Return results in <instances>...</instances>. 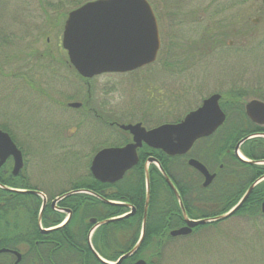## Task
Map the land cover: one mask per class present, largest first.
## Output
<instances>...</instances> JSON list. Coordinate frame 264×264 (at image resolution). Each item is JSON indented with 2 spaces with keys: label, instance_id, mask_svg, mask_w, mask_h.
Instances as JSON below:
<instances>
[{
  "label": "rangeland",
  "instance_id": "rangeland-1",
  "mask_svg": "<svg viewBox=\"0 0 264 264\" xmlns=\"http://www.w3.org/2000/svg\"><path fill=\"white\" fill-rule=\"evenodd\" d=\"M86 1L89 0H0V126L18 141L22 129L35 127L36 121L43 126L53 123L66 132L77 126L73 112L59 114L50 104H35L23 95L32 84L51 93L49 86L58 79L78 85L75 71L67 67L61 38L67 13ZM147 1L159 17L162 45L169 39L177 43L171 49V62L177 65L166 72L155 64L139 73L92 78L96 100L105 102L103 109L107 116L123 123L142 122L146 127L174 122L208 95L220 94L233 84L260 87V91L253 90L257 96L248 99L254 96L264 102V19L252 27L253 34L243 44L239 45V39L231 36L224 37L215 47L206 42L202 44V54L183 51L188 58L184 63L180 42L185 31L179 15L188 0ZM166 12L172 13L171 20L164 18ZM263 15L255 5L231 6L221 8L218 19L225 23L237 19L238 26L242 21ZM201 33L200 28H193L186 37L190 41ZM230 39L233 44L229 47ZM47 65L53 75L46 72ZM113 141L112 135L97 146L101 148ZM73 147L79 155L76 161L65 157L66 149L43 151L36 162L33 152L28 151L26 172L33 171L34 175L36 170L43 189H66L70 179L87 173L88 161L94 154L91 146L74 143ZM156 264H264V221L254 225L239 217H229L217 228L170 238L165 241Z\"/></svg>",
  "mask_w": 264,
  "mask_h": 264
},
{
  "label": "flooded vegetation",
  "instance_id": "flooded-vegetation-1",
  "mask_svg": "<svg viewBox=\"0 0 264 264\" xmlns=\"http://www.w3.org/2000/svg\"><path fill=\"white\" fill-rule=\"evenodd\" d=\"M249 5L258 6L260 11L264 14V5L262 0H188L186 1V3L184 4V8L181 11V14L179 15V22L181 23V26L185 31L184 33L185 36H183V41L180 42V46L183 45L181 54L185 56L184 63L185 60H187L188 58H186V55L183 53V51L186 54H188L190 50H194L195 53L202 54L201 52L203 51L202 44L204 43L206 44V42L213 44L215 47L218 44H221L220 42L224 40L223 39L224 37L231 36L235 39H239V41H237L239 45L243 44L246 38L250 37L253 34V31L251 30L252 27L258 26L261 23V21L264 19V15L254 17L249 21L248 20L242 21L238 26H236V24H238L236 23L238 22L237 19L236 20L230 19L227 23H225L224 21H219L218 15L220 14L221 8L224 7L249 6ZM150 6L155 15L158 36L160 40V45L157 50L154 61L152 63L146 64L130 72H124V73L113 72V73H102V74H127L133 72L139 73L140 71H144L145 69L154 66L155 64L159 65L160 69L166 72L167 70H171L175 65H177L171 62V52H172L171 49L176 47L177 45L175 44L177 43L171 42L169 39L166 45H162V41L160 37V20L158 15L155 13L153 6L151 4ZM164 18L165 19L169 18L171 20L173 18V15L172 13L166 12L164 13ZM193 28H200L202 33L196 39L191 38V40L193 39L194 41L191 40L189 41L188 40L189 37L186 36L187 33H189ZM222 30H225V33L222 32ZM263 40H264V36H263ZM232 44H233L232 39L228 40L227 45L230 47ZM212 47L213 46H211L209 49H211ZM178 64L181 65V63ZM67 65H68L67 67L71 69V71H74V68H72L69 62ZM44 68L47 73L52 75L54 74L50 66L47 65ZM75 74L77 75V78H79L77 80L78 85L77 84L73 85V83H75L73 81L69 83L64 79H58L53 81L54 83L49 86L51 93H48V91L40 88L39 86L36 87L32 84L29 85V88L26 91L24 90L25 94L23 95L26 99H30L31 100L30 102L32 101L35 102V104L39 103L40 105L42 104V106L43 104L46 103L50 104L51 108H54L59 114H64L70 111L73 112L74 116L78 121H77V126L71 128L69 132H66L65 128H59L57 126H54L53 123H52L53 126L51 125L43 126L42 123L39 124V122L36 121L35 127L22 129L23 133L21 134L20 141H18L10 133L9 130H7L3 126H0V130L8 133L11 140L20 150L23 161L22 168L15 175L12 173L13 158L11 155H7L5 159L0 163V199H3L0 200V206H4L3 229H2L3 234L0 236V264H64L65 262H67L68 258H70L69 256H61L57 254H40V253L33 254L32 247L35 251H39L38 250L39 247L47 248L51 246L70 245L69 240H65L63 238L56 239L52 235L60 230L62 231L60 233L58 232L57 234L65 235L64 230L70 226L69 221L75 214V211L70 206L66 205L64 203V200L66 198L75 195H91L93 197H96L92 195V193L97 194L102 198L101 199L99 197H96L97 199L100 200L104 199L103 200L104 202H106L105 200H108L102 196V193L93 192L90 188L87 187L88 185L92 184V181L97 182L100 187L103 185L105 186V185L118 183L119 187L123 188V191L126 196L131 198L138 197V193L135 192L133 189H128L125 191L121 180L127 174V172L130 171L138 163L140 150H142L144 146L148 148L150 147L145 145L144 143L142 144V146L137 150V156H138L137 163L132 168L127 170L123 174L121 179H119L118 181L110 183V182H101L96 180L90 172V164L96 152H98L100 149L105 147L123 146L132 141V135L128 131H124L119 127V124L123 122H121L117 118H113V117L111 118L110 116H107L105 110L103 109L105 104L103 100L101 99L96 100L95 97L96 88L92 84L91 80L92 78L102 74L94 75L89 78L82 77L76 71ZM237 85L238 84L236 85L233 84L231 86H228L227 87L228 89H226V91H222L219 94L220 95L219 106L224 113V121L222 125L218 127L212 134H214L217 130H220L221 132L226 134H245V135L257 134L258 136H255L253 138L256 137L264 138V123H257L252 121L250 117H248L245 111V104L248 101L253 99L262 101L257 97H254L257 95H254L255 92L253 91V90L260 91V87L255 88V86H251L249 84L246 85L243 84L238 86ZM151 92L152 93L150 97L154 96L153 91ZM251 95L254 96L248 99V97ZM232 102H235L236 104ZM73 103H77L79 105L73 106L71 105ZM223 103H225L224 104L225 108L222 106ZM182 118L178 119L177 121L181 120ZM54 121H55V117H54ZM163 123H167V122H163ZM163 123H159L151 127H146L141 122L142 126H144L146 129L154 128ZM112 135L114 137L113 142H110L104 147L98 148L101 145V143L106 142L109 136ZM71 141H73L76 145L91 146L93 148L90 149V150H94V154L88 161L87 173L85 175L78 176L75 179L73 178L70 179L69 181L70 185L66 189L63 190L61 189L57 191L43 189L41 186L42 181L41 180L39 181L40 177L38 178L37 171L36 170L34 171V175H33V171L31 173L26 172V166L28 164L27 157L29 155L28 151L33 152L32 157L36 162L39 159V156H42L43 151L53 150L57 148L66 149L64 150L67 151L65 157H67L68 155L70 158H72V160L76 161L78 160L79 155L77 154L76 149L73 147L74 143ZM97 144L100 145L97 146ZM193 146L192 148H190V150L187 153L184 154V156H186L188 153L191 152ZM234 146L231 149L233 154H234ZM226 152L228 154L229 150H226ZM190 158L193 157L189 156L185 158V163L187 165H188L187 161ZM147 159L143 163V168H144L145 179L148 182V169L150 165L153 164L156 167L157 165L153 162L147 163ZM37 166L38 164L36 163L33 168L36 169ZM218 167L221 168L222 164H219ZM210 172L215 174L214 171L213 172L210 171ZM146 180L144 182V186H145L144 190L146 193V189L148 186V194H149V182L146 183ZM11 182L18 183L20 187L9 185V183ZM202 182H203V177L201 179V185ZM73 185L75 186L73 187ZM107 187L110 188V186ZM16 195L27 197L29 199L28 200L29 206L24 207L22 205L25 203L24 201H22V204L16 203V201L12 199V197ZM116 202L122 203L123 205L122 204H117V205L127 209L125 213L120 215V217H127L135 214L136 210L130 203L122 202V201H116ZM17 204H19L20 207H17ZM43 204L44 207L41 211V214H39ZM26 208L29 209L30 212L29 217H27L25 214ZM144 208H145V202H144ZM144 208H143V213H144ZM35 209H36V216H35L36 221L34 223L33 213ZM45 209H46V213L44 214ZM125 214L128 215L123 216ZM146 214H147V209H146ZM59 218L60 220L58 221ZM43 219L45 223L47 222V224H44L42 222ZM19 220H22L23 223L18 222ZM96 221L98 220L96 219ZM93 225L94 223H92L91 227L89 228L86 234L87 236ZM97 227H95L94 230ZM87 236H86V243L88 245ZM89 241L90 244L92 245L91 238ZM136 252L126 257V259L132 258L129 260V264H132L137 258H141L136 256ZM91 253L93 255V258L101 262L92 251ZM121 255L122 254H120L118 257H120ZM98 256L100 258H103L99 254ZM124 260H122L120 264H122ZM101 264L104 263L101 262Z\"/></svg>",
  "mask_w": 264,
  "mask_h": 264
},
{
  "label": "trees",
  "instance_id": "trees-1",
  "mask_svg": "<svg viewBox=\"0 0 264 264\" xmlns=\"http://www.w3.org/2000/svg\"><path fill=\"white\" fill-rule=\"evenodd\" d=\"M232 103L236 104L235 102ZM224 104H222L223 107ZM244 136L246 135L226 134L217 130L211 136L196 141L193 149L186 156H167L161 150L144 146L140 150L138 163L121 180L124 190L133 189L138 193V197L126 196L118 183L100 187L97 182L92 181V184L87 187L93 192L102 193V196L108 200L128 202L136 210L134 215L113 219L98 226L91 236V243L95 251L104 259L114 261L135 244L141 229L145 202L143 163L149 156L156 159L172 180L189 218L211 219L231 209L239 201L248 186L264 175V164L243 161L232 153L233 146ZM226 150H229L228 154ZM240 152L249 160L264 161V138L256 137L246 140L240 146ZM189 156L201 161L209 171L215 172V178L208 187H202L201 175L185 163V158ZM219 164H222L221 168L218 167ZM148 182L149 199L144 238L136 256L145 259L147 264H156L165 241L172 238L169 236V231L183 226L185 222L173 191L153 164L148 169ZM9 185L20 187L18 183L13 182ZM12 199L19 204L24 201L25 203L22 204L24 207L29 206V199L25 196L16 195ZM262 201H264V179L254 186L246 200L231 217H239L254 225L259 221L263 222L264 214L260 211ZM64 203L70 206L75 214L69 221L70 226L64 230L66 236L57 234L62 230L52 235L56 239L69 240L70 245L39 247V251H35L32 247V253L69 256L70 258L64 264H101L93 258L86 243V234L92 225L89 219L96 218L100 221L118 217L127 209L117 204L104 202L91 195L71 196L66 198ZM19 204L17 207H20ZM3 208L4 206H0V236L3 234ZM29 213V209L26 208L27 217H29ZM45 213L46 209L44 210ZM35 216L36 209L33 213L34 223L36 221ZM222 221L224 220L197 225L192 228L191 233L199 229L217 228ZM18 222L23 223L22 220ZM42 222L47 224L44 219ZM130 259L132 258L124 260L122 264H129Z\"/></svg>",
  "mask_w": 264,
  "mask_h": 264
},
{
  "label": "water",
  "instance_id": "water-1",
  "mask_svg": "<svg viewBox=\"0 0 264 264\" xmlns=\"http://www.w3.org/2000/svg\"><path fill=\"white\" fill-rule=\"evenodd\" d=\"M262 2L264 5V0ZM61 45L66 50L68 61L74 69L82 77L89 78L102 73L129 72L152 63L156 57L160 40L156 19L147 0H89L67 13L63 25ZM219 98L218 93H213L202 100L197 108L187 112L181 120L163 123L151 129H146L141 122L120 123L119 127L132 135V141L120 147L100 149L93 156L90 164L92 176L101 182L113 183L118 181L127 170L137 163V150L143 143L151 148L161 150L168 156L187 153L197 140L210 136L222 125L224 113L219 106ZM71 105L78 106L79 104L73 103ZM245 111L252 121L264 123V102L256 99L250 100L245 104ZM254 136L257 135H247L235 144L234 153L237 157L245 160L240 157L238 148L241 143ZM7 155H11L13 158L12 173L15 175L23 166L22 155L9 134L0 130V163ZM149 162L157 165L165 182L173 191L185 221L184 226L169 232L171 237L187 235L196 225L230 217L240 208L253 187L264 179V175H262L255 180L237 204L228 212L211 219L194 220L186 215L176 188L156 159L149 157L147 163ZM187 163L202 175L203 187L211 183L215 174L210 173L200 161L190 158ZM92 195L101 198L97 194L92 193ZM105 201L112 204H122L110 200ZM147 202L148 186L139 239L128 252L118 257L115 263L100 258L92 248L89 238L95 227L116 218L102 221H96L95 218L90 219L94 225L89 231L87 242L91 251L102 263L120 264L122 260L137 251L144 236ZM43 207L44 204L39 214H41ZM260 210L264 214V201L260 204ZM132 264H146V262L143 259H137Z\"/></svg>",
  "mask_w": 264,
  "mask_h": 264
}]
</instances>
